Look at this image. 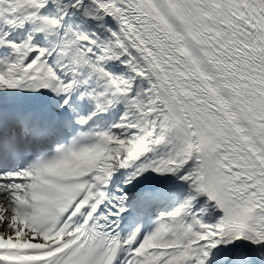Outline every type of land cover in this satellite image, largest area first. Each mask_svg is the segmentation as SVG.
Masks as SVG:
<instances>
[{
	"label": "snow or ice",
	"instance_id": "6c2138e0",
	"mask_svg": "<svg viewBox=\"0 0 264 264\" xmlns=\"http://www.w3.org/2000/svg\"><path fill=\"white\" fill-rule=\"evenodd\" d=\"M0 264H264V0H0Z\"/></svg>",
	"mask_w": 264,
	"mask_h": 264
}]
</instances>
